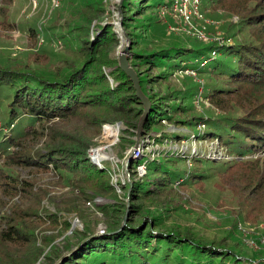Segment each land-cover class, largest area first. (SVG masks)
Listing matches in <instances>:
<instances>
[{
  "label": "trees",
  "instance_id": "1",
  "mask_svg": "<svg viewBox=\"0 0 264 264\" xmlns=\"http://www.w3.org/2000/svg\"><path fill=\"white\" fill-rule=\"evenodd\" d=\"M171 1L121 0L122 26L131 44H137L138 35L135 28L128 29L131 22L140 20L145 9H155V14L140 23L144 26L143 31H152L154 36L167 34V25L156 15V9L169 7ZM11 3L12 0H0L1 24L7 28L15 27V23L7 19V7ZM102 3V0L85 2L87 10L82 12L88 22H92L90 15L101 9ZM207 5L236 15L238 23L208 41L188 43L182 35L174 34L171 40L156 47L132 48L129 62L138 74L141 90L151 102L144 129H149L158 120L168 119L177 130H168L165 137L182 139L188 125L203 124L198 133L193 134L203 140L217 141L235 159L220 163L192 157L191 167L184 170L175 163L180 159L167 155L151 162L130 160L129 168L144 162L146 175L156 173L162 162H170L175 169L171 172L164 169L163 175L150 180L149 187L144 190L141 188L143 179L131 177L132 185L126 195L130 202L113 199V203L107 205L113 210V222L117 226L103 235L82 240L60 264H264V254L246 255L227 245L225 239L207 243L188 229L162 228L161 213H149L141 222L143 224H133L134 216L142 210L141 204L133 202L138 196L163 193V189L174 184L197 185L204 182L206 169L213 172L219 169L214 172L218 176L215 185L220 187L222 182V187L227 186L236 197L234 225L236 220L254 222L264 212V0H207ZM98 26L99 32L93 39H89V35V38L83 35L80 39L86 45L79 46V52L86 57L78 66L47 74L35 69L0 66V113L4 115V129L12 126L4 133L0 130V208L7 204V199L17 195L22 199L29 198L32 194V179L19 177V173L13 172L15 169L39 172L56 169L60 178L66 179L72 174L76 177L68 179L86 196H89L88 190L97 195L113 191L107 179L108 168L104 163L95 165L87 155L88 140H77L74 134L61 131L52 123L46 126L47 143L35 148L38 142L35 140L44 134L42 128L54 119L79 116L85 124L95 128L96 133L106 122L122 121L125 130L136 128L142 103L129 77L118 67L117 60L99 55L117 39L112 25ZM29 29L37 39L40 28ZM43 34L44 28L40 33L42 38ZM39 47L37 45V49ZM136 64L147 69L144 79ZM105 67L114 69L106 72ZM187 68L207 75L205 97L218 111L209 110L206 116L175 119L177 113L194 110L193 106L188 108L183 103L184 97L194 94L192 87L158 95L146 86L147 83L162 84L171 72ZM151 69H157L158 73L151 75ZM110 77L114 86L109 82ZM175 132L179 134L175 135ZM128 142L133 143V140ZM246 167L250 169L249 173L243 169ZM12 204L8 208L10 212L1 215L4 222L0 231L1 246L30 241L36 221H44L43 216L52 219V213L46 209L33 205L24 207L19 201ZM125 213L126 224L118 230L121 223L116 219ZM64 224L69 227L68 222L64 221ZM234 228L238 229L236 225Z\"/></svg>",
  "mask_w": 264,
  "mask_h": 264
},
{
  "label": "rangeland",
  "instance_id": "2",
  "mask_svg": "<svg viewBox=\"0 0 264 264\" xmlns=\"http://www.w3.org/2000/svg\"><path fill=\"white\" fill-rule=\"evenodd\" d=\"M200 1L199 9L203 18L199 20L200 22L194 19L193 23L200 24L199 28L204 34V39H198L183 32L170 31L168 27L173 26L175 22L173 12L168 11L164 17H161L160 8H157L156 15L166 23L167 31L165 30V33L167 34L161 36L157 33L154 36L152 31H143L144 26L140 23L155 14V9H145L144 14L139 16L140 20L131 22L128 29L132 31L135 28L138 35L137 44H131L125 36V30L122 26L119 8L121 0H102V8L93 11L90 15L92 22H88L85 12H82L87 10L84 5L88 0H59L58 7L55 9L53 0H12V3L7 7V19L9 22H14L15 27L7 28L1 24L2 14L0 11V66L35 69L43 74L55 72L58 69H61L60 71L66 70L73 65L78 66L86 57L84 53L79 52V46L86 45L80 39L83 35L85 37L89 35L90 38L89 36L88 38L93 39L99 32L98 25H112L117 39L108 44L99 55L102 58L117 60L118 63V54L126 45L129 46L128 58L130 61L132 57L130 49L132 48L137 50L139 47H156L167 42V40H171L174 34L182 35L188 43L208 41L218 37L228 27L238 23L236 15H232L223 9L209 8L207 0ZM29 27L34 29L39 27L40 33L44 28L45 41H43L44 38L40 33L37 35V39L29 33ZM37 45H40L38 49ZM136 68L142 71V79H144L147 69L139 64ZM112 69L114 67H105L106 72ZM149 73L154 75L158 73V70L151 69ZM109 82L111 85H115L111 77ZM206 84V74H200L191 68H187L171 72L162 84L147 83L146 86L159 93L158 95L177 89L187 90L192 87L191 93L194 94H188L184 97L183 103L188 108L193 106L194 110L174 115L175 119H181L200 114L206 116L209 110L215 112L219 110L205 97ZM3 122L4 115L0 113V130L4 133L5 130L9 131L12 126L4 129ZM52 123L61 131L74 134L77 140H88L87 155L92 156L95 154L92 152L98 149V153L94 157L98 158V161H101V164L104 163L108 168L107 179L113 187V191L105 195H97L88 190L89 196H86L68 179V177H76L72 174H68L66 179L60 178L56 169L49 172H39L36 169H15L13 172L19 173V177L32 179V194L29 198L22 199L20 195H17L7 199V204L0 208V231L4 227L1 215L8 214L10 212L9 206L12 207V203L15 201L23 203L24 207L33 205L38 206L39 209H46L52 213V219L43 216L44 221H36L37 225L30 241H26L24 244L0 245V249H5V251H0V264H60L63 257L68 256L70 251L76 248L82 240L103 235V233L105 234L117 226L113 222V210L107 205L112 204L113 199H121L126 203L130 202L126 195L129 194V187L132 185L131 177L135 180L143 179L141 188L144 190L149 187L150 180L163 175L164 169H167L168 172L175 169V166L170 162H162L156 173H148V175L143 173L141 176L137 165L134 168H129L126 164L130 156L131 160L134 161L146 159L151 162L167 155L173 159H180L175 163L178 168L181 167L183 170L191 167L194 158H189L190 156L177 157L176 153L170 150L180 153L185 150L192 152L189 155H195L197 152L203 155L199 156L200 158L204 157L212 162L222 163L235 159L225 147L215 140H203L199 136L185 137L198 133L203 124L198 123L184 127L186 130L182 139L166 138L164 133H169L168 129L175 127L174 123L168 119L156 121L149 129H144L143 126L136 147H134L136 128L125 130L126 125L122 121L103 123L96 133L95 128L85 124L79 116L62 120L54 119L48 121L42 128L44 134L35 140V142L38 141L35 148L43 147L47 143L46 134L48 130L46 126ZM105 124L112 125L114 128V130L112 128L106 129L107 132L115 133L113 142H110V137L106 131L104 134L103 126ZM115 129L118 130L115 132ZM174 134L178 135L179 133L175 132ZM186 139H190V141ZM129 140H133V143L128 142ZM140 143L146 149L145 151L149 149L157 151L152 154L151 159L146 158L147 154L135 158L139 148L142 150ZM243 169L246 170V173L250 172L247 167ZM217 170L219 169L215 171ZM205 172L204 182L197 185L192 183L174 184L167 186L165 190L163 189V193H154L148 197L138 196L133 202L141 204L142 210L134 216L133 224H140L145 218L147 219L149 213H161L162 228L175 227L181 231L188 229L199 236L203 242L225 239L227 245L234 246L246 255L264 254V212H261L259 218L254 222H242L240 220L237 222L236 220L235 225L238 229H235L233 221L235 218L237 219L236 197L231 194L227 186L222 187V182H220V187L215 185L218 176L214 175L213 170L206 169ZM199 186L201 189L198 188ZM102 207L105 209H101ZM122 215L116 219L121 223L118 230L127 221V214L125 213L123 217ZM251 217L249 216V218ZM33 219L37 220L35 217ZM64 221L69 223L68 229ZM250 241L253 243L251 244Z\"/></svg>",
  "mask_w": 264,
  "mask_h": 264
},
{
  "label": "built area",
  "instance_id": "3",
  "mask_svg": "<svg viewBox=\"0 0 264 264\" xmlns=\"http://www.w3.org/2000/svg\"><path fill=\"white\" fill-rule=\"evenodd\" d=\"M53 6H57L59 4V0H53ZM199 1L200 0H172L171 4L169 7H160L159 13L161 17H164L165 13L168 11H172L173 12V16L175 18V22L173 26H169V30L170 31H176V32H183L186 33L188 35L197 37L198 39H204V34L202 33L201 28H199L200 24H194L193 20L195 19L196 21H199L203 18L202 14L200 13V9H199ZM201 2V1H200ZM200 22V21H199ZM116 127L119 129L118 125H116ZM108 128H113L112 125L109 124H105L103 126V130H104V134H105V130ZM114 129V128H113ZM115 129V132L118 130ZM169 131H175L177 130L176 127H171V129H168ZM183 130V129H182ZM115 135V134H113ZM195 135L192 134L191 136H189L188 138H194ZM114 141V137L112 136ZM184 138V137H183ZM148 140V139H146ZM189 140L190 139H186ZM140 146L142 147V144L140 143ZM139 148V145H138ZM137 150V149H136ZM146 149H144V147H142V150H140L139 148V152L136 153L137 156H135V158L143 156V154H147L148 156L146 157L147 159H151L153 157V153H156L157 151H153L152 149H149L147 151H145ZM170 150V149H169ZM140 151H142L140 153ZM171 152H175L176 156H187L189 158L192 157H199V156H203L202 154H199L196 152V154H191L189 155L190 151H183V153H180L178 151L175 150H170ZM93 153V152H92ZM140 153V154H139ZM88 157L91 161H93L94 163H96L98 166H101L102 164L100 163L101 161H98V159H94L93 156H91L90 154H88ZM204 158V157H202ZM138 172L139 174L142 176L143 173H146V166L145 163H141L138 164ZM119 187V186H118ZM250 243L252 244L253 242L250 241Z\"/></svg>",
  "mask_w": 264,
  "mask_h": 264
},
{
  "label": "water",
  "instance_id": "4",
  "mask_svg": "<svg viewBox=\"0 0 264 264\" xmlns=\"http://www.w3.org/2000/svg\"><path fill=\"white\" fill-rule=\"evenodd\" d=\"M128 53H129V46L126 45L124 49L121 51V53L118 54V64L117 65L129 77L130 81L132 82L133 89L135 90V94L143 106L142 113L136 125L135 144H134V147H136L138 143V139L140 135L142 134V128H143L144 122L146 121L148 114L151 111L150 110L151 102L141 90L138 74L134 70V68L130 65ZM130 160H131V156L127 159V163H126L127 165Z\"/></svg>",
  "mask_w": 264,
  "mask_h": 264
},
{
  "label": "bare ground",
  "instance_id": "5",
  "mask_svg": "<svg viewBox=\"0 0 264 264\" xmlns=\"http://www.w3.org/2000/svg\"><path fill=\"white\" fill-rule=\"evenodd\" d=\"M112 129H113V128H112ZM113 130H114V129H113ZM105 131H106V130H105ZM106 133H107V134L109 135V137H110V142H112V140H113V138H112L113 134H112L111 132H107V131H106ZM114 134H115V133H114ZM94 152H95V154L97 155V153H98V149H97V150L95 149V150L93 151V153H94ZM93 153H92V154H93ZM95 154H93L92 156H93V158L96 160V159H98V158H95V157H94ZM98 157H99V156H98Z\"/></svg>",
  "mask_w": 264,
  "mask_h": 264
}]
</instances>
